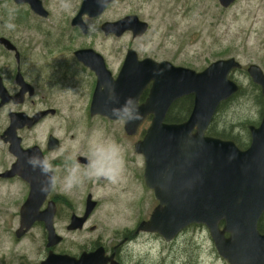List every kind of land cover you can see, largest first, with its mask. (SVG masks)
Wrapping results in <instances>:
<instances>
[{"label":"flooded vegetation","instance_id":"1","mask_svg":"<svg viewBox=\"0 0 264 264\" xmlns=\"http://www.w3.org/2000/svg\"><path fill=\"white\" fill-rule=\"evenodd\" d=\"M118 1L108 0L104 9L96 16L82 15L86 32H83L79 26L73 25V20L83 0H79L71 15L63 17L64 20L61 21L58 18L55 27L61 29L58 32L59 35L67 36L68 34V38L59 43L57 56L49 52L47 56H23L15 43L0 32V51L6 55L0 56V201L5 206V213L0 218V227H11L10 235L14 244L27 242L31 244L32 240L41 242L42 249L34 264H44L51 254L67 256L71 259L60 262L58 260L59 264H96L98 261L103 262L102 264H112V262L128 264L127 261L133 251L132 245L138 240L145 236L155 237L159 241L162 238L158 233H145L139 230L140 223L144 221H140V215H136L131 225H126L121 230L114 228L109 232L108 229H99L92 222V219L97 218V209L107 204L113 197L112 194L118 196L127 193L122 199L129 203L131 194L139 189L145 190L147 196L152 191L145 184L144 156L136 150L135 146L145 138L146 130L154 117L150 113L144 117L142 109L149 98L153 82L144 81L141 68L129 69L122 76L120 85L117 86L114 82L117 81L126 64L129 50L135 51L136 56L133 57H136L137 62H142L146 58L158 63L163 61L139 55L136 47L133 46L147 34L149 24L146 31L139 37H134L128 30L119 36L111 31L106 33L102 30L104 24L115 23L135 15L126 14L119 20L103 19L104 14L111 10ZM3 2H10L15 10L13 15L25 23L30 19L41 22L50 18L51 15L49 0H38L40 7L47 14L46 17L36 13L29 2L17 3L16 0H0V5ZM94 23L104 40L127 37L131 40L123 56H103L100 53L105 50L103 47L99 52L92 46H85L79 50H92L99 56L80 57L75 56L78 50L71 52L72 48H65L69 37L73 36H81L93 43L94 34L91 25ZM47 33L48 36L53 37L56 32L48 30ZM3 39L8 41L14 49L8 50L5 44L1 43ZM42 43L43 46L46 45L44 41ZM67 52L70 53L66 54ZM133 65L135 66L136 63ZM254 86L261 97V107L257 121L246 127L245 136L248 138V143L241 144L236 141V138L225 139L226 137L221 135L217 137L209 133L210 125L205 136L233 141L243 150L249 147L251 142L249 127L259 126L263 112L260 87L255 84ZM102 89H114L116 92H125L127 97L135 98L142 114L141 119L132 122V124H137L136 129L129 131V123L122 125L112 119L109 108L104 103L93 105L95 96L102 97ZM182 99L184 98L180 100ZM177 103L178 101H174L168 108L163 119L164 124L182 123L190 115L192 99L190 105L186 107L181 108L180 106L179 108ZM177 107L181 116L177 115ZM101 139H114L124 150L126 172L121 183L109 185L106 181L88 180L83 185V191L81 187L72 191H64L60 183L45 193L38 190L42 177L38 171H33L24 163L27 155L36 153L52 159L57 169L56 175L63 177L66 173L65 157L75 155L80 165L85 166L88 163L89 143ZM10 188H15L17 193L9 191ZM3 189L7 190L1 193ZM74 192L79 193L77 199H73ZM151 196L154 198L153 191ZM26 203H31V205L25 208L26 213L23 220L22 212ZM156 203L158 205L157 201ZM131 204L134 205V201ZM10 210H12L11 213ZM38 217L41 219H37ZM31 219L33 221L28 223ZM49 220H51L55 235L61 237V241L51 247L48 246ZM263 220L264 214L259 222ZM118 231H122L120 239L109 240V235H117ZM259 232L264 234L263 231L259 230ZM65 234L77 236V240L73 241L75 244L65 246ZM139 263L140 261H136L133 264Z\"/></svg>","mask_w":264,"mask_h":264},{"label":"water","instance_id":"2","mask_svg":"<svg viewBox=\"0 0 264 264\" xmlns=\"http://www.w3.org/2000/svg\"><path fill=\"white\" fill-rule=\"evenodd\" d=\"M217 1L224 8L235 2ZM16 2H29L36 13L47 16L38 0ZM107 3L108 0H83L73 25L86 32L82 15L96 16ZM147 28V23L136 16L102 26L106 33L111 31L119 36L128 30L134 37L141 36ZM1 43L8 50L14 49L6 40ZM75 56L99 55L82 49L76 51ZM127 56L114 83L120 85L122 76L132 68H141L144 81L153 82L142 109L144 117L149 113L154 117L145 138L135 148L144 156L145 184L153 191L158 205L150 219L140 224L139 230L158 233L165 241H170L189 225H204L218 255L229 264H264V234L258 230V222L264 213V73L255 64L246 70L251 81L260 87L263 112L259 126L249 127V147L240 150L232 141L204 136L219 104L238 91L237 84L229 78L232 71L241 68L234 58L217 60L203 71L195 72L150 58L137 62L133 57L136 56L134 50H129ZM116 94L123 104L127 98L125 92ZM185 96L193 97L192 110L186 121L164 124L170 105ZM97 103H103L102 97L95 96L93 105ZM136 125L129 123V131L136 129ZM30 205L26 203L23 207V220L25 208ZM47 228L48 246L51 247L58 244L61 237L55 235L51 220ZM58 260L71 259L51 254L44 264H59Z\"/></svg>","mask_w":264,"mask_h":264},{"label":"rangeland","instance_id":"3","mask_svg":"<svg viewBox=\"0 0 264 264\" xmlns=\"http://www.w3.org/2000/svg\"><path fill=\"white\" fill-rule=\"evenodd\" d=\"M78 3L79 0H49L50 18L41 22L30 19L25 23L13 15L15 10L10 2H3L0 5V32L15 43L23 56H47V52L57 56L59 43L64 42L68 34L59 35L61 29H57L55 24L58 18L61 21L63 17L71 15ZM126 14H135L150 25L147 34L133 45L139 55L167 61L195 72L203 71L220 59L234 58L241 64V68L230 76L239 85L240 92L220 105L209 133L224 136L225 139L236 138L237 142L247 144L246 127L257 121L261 105L258 91L246 70L255 64L264 73V0H235L226 8L217 0H119L104 14L103 19L119 20ZM91 28L93 43L81 36H73L69 37L65 48H72L73 52L92 46L100 52L103 47L105 50L100 52L103 56H123L130 45L128 37L104 40L95 23ZM48 30H55V35L48 36ZM0 56L6 55L0 51ZM177 115L181 116L179 110ZM6 190L3 189L1 193ZM15 190L9 189L17 193ZM151 192L147 196L145 190L139 189L131 194L129 203L122 199L127 193L118 196L112 194L108 203L97 209V218L92 222L99 229H108L109 232L131 225L136 215H140V221L149 219L157 205ZM78 196L79 193L74 192L73 199ZM4 208L0 201V218L5 213ZM10 229L9 226L0 227V264H34L42 249L41 242L32 240L31 244H14ZM122 231L109 235V240L120 239ZM76 240L77 236L65 234V246L75 244L73 241ZM132 248L128 264L136 261H140L139 264H228L218 255L209 231L203 225L188 226L166 242L162 238L159 241L155 237L145 236Z\"/></svg>","mask_w":264,"mask_h":264},{"label":"clouds","instance_id":"4","mask_svg":"<svg viewBox=\"0 0 264 264\" xmlns=\"http://www.w3.org/2000/svg\"><path fill=\"white\" fill-rule=\"evenodd\" d=\"M102 99L104 105L109 107L111 118L119 124L126 125L142 118L139 104L133 97L125 98L124 103L120 104L114 89H102ZM65 160L66 173L63 177L56 175V166L50 158L33 153L25 157L24 163L42 177L38 187L41 193L56 187L58 183L64 191L80 188L88 180L117 185L122 182L126 172L124 150L114 139L91 141L85 166L80 165L75 155L65 157Z\"/></svg>","mask_w":264,"mask_h":264},{"label":"trees","instance_id":"5","mask_svg":"<svg viewBox=\"0 0 264 264\" xmlns=\"http://www.w3.org/2000/svg\"><path fill=\"white\" fill-rule=\"evenodd\" d=\"M191 99H192V98L190 97V98H184V99L178 101V102H179V103H178L179 108H180V106H181V108H182V107L189 106V105H190V101H191ZM258 100H259V103H261V97H260V95H258ZM179 108L177 107L178 110H179ZM177 117H178V116H177ZM178 119H180V118L178 117ZM258 228H259L260 231H263V232H264V220H263L261 223L259 222V224H258Z\"/></svg>","mask_w":264,"mask_h":264}]
</instances>
